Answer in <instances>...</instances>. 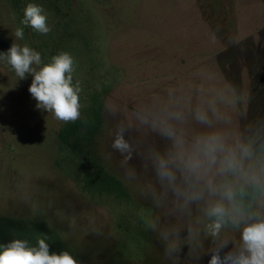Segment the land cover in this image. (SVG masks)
I'll return each instance as SVG.
<instances>
[{"label": "rangeland", "instance_id": "obj_1", "mask_svg": "<svg viewBox=\"0 0 264 264\" xmlns=\"http://www.w3.org/2000/svg\"><path fill=\"white\" fill-rule=\"evenodd\" d=\"M28 3L43 7L49 33L21 24ZM17 27L24 37L15 41ZM14 42L40 52L43 63L72 54L82 108L67 123L38 109L32 74L19 79L0 61V244L20 238L35 246L43 237L51 252L68 250L82 264H208L210 253L197 261L188 246L166 256L147 221L170 218L145 200L146 174L125 179L113 133L169 89L224 87L243 98L237 111L264 118V0H0V53ZM143 134L133 129L129 138ZM93 162L123 190L100 192Z\"/></svg>", "mask_w": 264, "mask_h": 264}, {"label": "clouds", "instance_id": "obj_2", "mask_svg": "<svg viewBox=\"0 0 264 264\" xmlns=\"http://www.w3.org/2000/svg\"><path fill=\"white\" fill-rule=\"evenodd\" d=\"M21 24L41 34L51 31L47 13L36 3L26 5ZM13 35L23 39V27ZM0 61L19 79L32 74L29 92L38 109L65 123L80 118L82 86L79 79L73 82L72 54L62 51L43 63L40 52L14 42ZM197 92L169 89L154 97L137 109L133 122L116 125L111 149L128 182L147 175L145 200L170 218L147 221L166 256H180L188 246L197 261L210 253L208 264H264V118L237 111L243 98L224 87ZM111 114L115 118L118 111ZM133 129L144 134L130 139ZM37 239L35 246L20 238L0 244V264H82L68 250L51 252L46 238Z\"/></svg>", "mask_w": 264, "mask_h": 264}, {"label": "trees", "instance_id": "obj_3", "mask_svg": "<svg viewBox=\"0 0 264 264\" xmlns=\"http://www.w3.org/2000/svg\"><path fill=\"white\" fill-rule=\"evenodd\" d=\"M92 128L93 125L91 124L89 126V131H92ZM71 129L72 128H66L65 130L61 131L60 138L63 140L66 139L67 135L71 133ZM93 167L100 192L118 193L123 190L122 183L114 176L108 174L100 165H98V163L93 162Z\"/></svg>", "mask_w": 264, "mask_h": 264}]
</instances>
